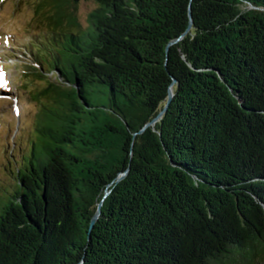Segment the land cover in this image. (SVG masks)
Listing matches in <instances>:
<instances>
[{"label": "trees", "instance_id": "obj_1", "mask_svg": "<svg viewBox=\"0 0 264 264\" xmlns=\"http://www.w3.org/2000/svg\"><path fill=\"white\" fill-rule=\"evenodd\" d=\"M76 1L24 48L45 85L0 264H264V0H93L83 28Z\"/></svg>", "mask_w": 264, "mask_h": 264}, {"label": "rangeland", "instance_id": "obj_2", "mask_svg": "<svg viewBox=\"0 0 264 264\" xmlns=\"http://www.w3.org/2000/svg\"><path fill=\"white\" fill-rule=\"evenodd\" d=\"M93 5L78 0L70 6L81 28ZM53 6V0H0V210L19 188L17 174L31 157L36 93L45 85L28 72L25 64L34 59L24 48L33 40L40 55L51 49L58 29L52 27L57 26Z\"/></svg>", "mask_w": 264, "mask_h": 264}, {"label": "water", "instance_id": "obj_3", "mask_svg": "<svg viewBox=\"0 0 264 264\" xmlns=\"http://www.w3.org/2000/svg\"><path fill=\"white\" fill-rule=\"evenodd\" d=\"M189 24H188V26L187 27H189L190 26V24H191V15H190V10H189ZM175 40V39H174ZM173 40H171V41H169V43L170 42H172ZM168 47V46H167ZM172 95H173V91H172V88H171V86L168 88V94H167V100H166V102H165V104H164V106H163V108L150 120V121H148V123H151V122H154L158 117H160L161 116V114L163 113V111L167 108V105H168V103H169V101L171 100V98H172ZM124 172L125 171H123V172H121L119 175H118V178H121L122 176H123V174H124ZM100 204H101V202H99L98 203V206H97V209H96V211H95V213L93 214V216H92V218H91V225L94 223V221H95V219L97 218V216H98V214H99V211H100ZM77 264H79V263H77ZM81 264V263H80Z\"/></svg>", "mask_w": 264, "mask_h": 264}]
</instances>
